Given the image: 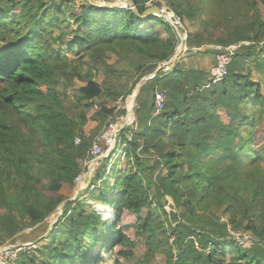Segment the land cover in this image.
Instances as JSON below:
<instances>
[{
  "label": "trees",
  "instance_id": "obj_1",
  "mask_svg": "<svg viewBox=\"0 0 264 264\" xmlns=\"http://www.w3.org/2000/svg\"><path fill=\"white\" fill-rule=\"evenodd\" d=\"M128 1L134 10L73 8L74 37L66 43L72 60L109 52L137 56L138 82L161 68L137 96L140 129L125 126L112 155L94 165L87 195L113 209L116 222L103 220L90 204L69 201L47 242L20 264H106L116 255L129 257L136 243L127 234L126 213L135 217L132 228L148 252L161 246L159 234L173 239V264H264V91L247 68L250 60L264 59V0H161L183 24H192L184 25L188 53L208 44L205 36L219 23L227 29L216 45L249 44L208 89L204 71L174 62L165 72L180 44L177 32L162 17L141 18L146 0ZM49 8L47 0H0V234L26 218L32 228L41 224L71 196L80 160L92 148L86 126L98 129L116 112L117 99L96 108L103 90L88 76L79 89L83 113H66L54 77L70 61L45 46L46 28H58ZM241 16L253 19L231 25ZM157 88L167 92L159 114ZM231 231H250L260 241L246 248Z\"/></svg>",
  "mask_w": 264,
  "mask_h": 264
},
{
  "label": "rangeland",
  "instance_id": "obj_2",
  "mask_svg": "<svg viewBox=\"0 0 264 264\" xmlns=\"http://www.w3.org/2000/svg\"><path fill=\"white\" fill-rule=\"evenodd\" d=\"M47 1L50 4V8L48 10L49 14L58 19V28L54 30L50 27L46 28L48 33L45 37V46L51 48L52 50H60L65 52L68 55V60L70 61L68 69L60 70L54 77L55 89L60 96L61 103L63 104L66 113L72 118H76L83 113L84 107L82 103L79 102V89L81 86L85 85L81 79L88 76L98 81L101 84L103 90V95L101 98L95 101L97 109L103 101L117 99L116 103H113L116 107L114 116L110 117L106 122H103L98 129L94 128L95 124L93 123H90L86 126L87 134L90 135L89 137H91L92 141L97 135H102L105 133L111 135L108 137V139L115 141V145H112L108 148V140H105L102 143V147L106 148V152L104 153L105 158L109 157L112 155L115 149L117 136L122 129L121 125L132 126L136 124L134 130L140 129L135 115L137 103L135 102L134 105H132L134 106L133 113L129 119L128 108L131 105L132 97L137 92L138 87L141 85V83L142 85L144 84L142 80L149 77L150 75H153L154 73L143 77L139 82L136 81L139 77L137 66L141 63V61L135 55H125L120 58L116 52H109L103 56L102 54H97L93 55V57H86L83 60H72L74 57L73 55L67 53L66 43L71 41L74 37V25L71 20V12L73 8L83 4H94L100 7L129 9L131 4L128 2V0ZM157 4H160V6ZM146 5L151 9L157 7L159 10L163 11V14L165 15V18L163 19H165L173 29L178 28L179 30H182L183 28H186L184 25H187V28L189 27V29L192 28V24L186 20L185 24H183L180 18L175 15L174 11L168 6L167 3L161 0H146ZM176 5L178 6L179 3H176ZM180 6L182 7V5ZM150 14L155 15L157 13ZM252 19L253 17L251 16H241L234 20L231 25H242L247 21H251ZM177 24H180L181 27L179 28ZM209 25L211 24L209 23ZM224 29L227 28L222 23H219L218 26H212V35L205 36V40L209 43L204 44L200 48L196 47L193 52L184 54L185 56L180 60V63L183 65L184 69H195L198 67L199 71L206 72L207 69L215 63L212 46L216 44L213 41L222 35V32L225 31ZM60 38L64 41V44L61 43ZM261 44H264V42ZM198 49L203 51L198 53ZM259 65H261L262 68L259 67ZM247 68L252 73L253 81L260 83L262 90L264 91V59L262 60L261 57L259 61H256V63L250 60L247 64ZM136 82L138 83L135 85ZM131 89L133 92L132 94L128 95ZM111 93H116L117 98L111 96ZM116 126H118V128ZM112 127L113 131L111 132L110 130ZM116 130H119V132L115 133ZM260 140L262 141L261 138ZM88 160L89 155L85 160H80L82 173L77 178L79 180L76 179L74 183L73 193L71 196L66 198L63 203L75 200L83 201L92 205V207H94L102 215L103 220H109L111 223H115L116 213L114 210L100 204L99 202H95L89 195H87V192L92 186L91 181L94 177L95 170L94 167L90 168L89 164L85 163ZM89 171L91 172L90 174H88ZM3 190L4 189L0 187V194ZM63 203L55 210L54 213H52L54 214L52 218L47 221L45 220L33 228L30 225L31 223L29 219L26 218L21 223L19 220L15 222L17 226L12 227L11 231H9V227L5 231L3 230L0 234V239L4 241L3 244L0 245V264H20L25 261L26 253H28L31 249H34L35 247L37 248L46 243L47 238L50 236V233L52 232L57 220L63 217ZM168 211L170 212L169 207ZM124 218L126 220L127 226L129 225L127 234L134 239L136 247L133 250V254L131 256L123 258L119 255H116L115 259H113L114 261L110 260L106 264H116L117 261H121V264H173L174 259H172L170 256V250L173 251V255L176 254V249L172 246L173 239H168L167 235L161 236V234H159L158 239L163 241L161 246L155 250L154 253L148 252L146 242L142 239V237L135 236V229L132 228V225L136 222L135 217L126 213ZM22 226L25 228L23 229ZM12 233L15 235H12ZM231 234L232 238L236 239L240 245H249V240H251L252 246L253 243L260 241L259 237L255 236L250 231H231ZM260 246L264 247V243L261 241Z\"/></svg>",
  "mask_w": 264,
  "mask_h": 264
},
{
  "label": "built area",
  "instance_id": "obj_3",
  "mask_svg": "<svg viewBox=\"0 0 264 264\" xmlns=\"http://www.w3.org/2000/svg\"><path fill=\"white\" fill-rule=\"evenodd\" d=\"M130 9H133V7L131 6ZM164 10V9H163ZM177 35L180 39V44L176 50L175 55L173 56V58L165 63L163 65L162 68L165 69V72L169 73L173 66H174V62H180V60L185 56L184 54L189 52V49L187 47V32L185 30V28H183L182 30H179L178 28H175ZM242 45H249L248 43H242V44H237V45H231L228 47H222V46H212V50L215 51V63L214 66L210 69V76L208 78V81L205 83L204 85V89H208L210 88L212 85L219 83L220 81H222L227 73H228V68L232 62L233 57L235 56L236 52L238 51V49L242 46ZM201 49H198V51H200ZM161 69V68H159ZM156 75H150L149 77H147V80H145L144 82L151 80L155 77ZM167 101V92L164 90H160V89H156L155 93H154V106H155V114H159L160 112H162V110L164 109L165 103ZM122 129L125 127L123 125H121ZM118 128V126H116ZM121 129V130H122ZM111 132L113 131V127L110 130ZM119 132V130H116L115 133ZM116 135V134H115ZM111 135H109L108 133L102 134V135H97L95 136L94 140H93V146L90 150L89 153V160L86 161V164H89V167L91 168L92 163L94 161H97L100 158H105L104 153L106 152V148L102 147V143L105 140H108V148L111 147L112 145H115V141H113L112 139H108V137H110ZM112 141V142H111ZM80 140L76 139V143H79ZM79 180V179H77ZM250 241L249 245H243L246 248H249L252 244V241ZM248 242V241H247Z\"/></svg>",
  "mask_w": 264,
  "mask_h": 264
},
{
  "label": "water",
  "instance_id": "obj_4",
  "mask_svg": "<svg viewBox=\"0 0 264 264\" xmlns=\"http://www.w3.org/2000/svg\"><path fill=\"white\" fill-rule=\"evenodd\" d=\"M128 2L131 4V6L133 7V10H134V9H135V6L133 5V3L130 2V1H128ZM155 7H156V6H155ZM150 13H157V14H155L156 16H159V17L165 18V15L163 14V11L159 10L157 7L154 8V9L149 8L148 10H146V11L144 12V14L141 16V18H146L147 16H150V15H151ZM166 19H167V18H166ZM177 25H178L179 28L181 27L180 24H177ZM159 70H160V69H158L153 75H156V74L158 73ZM145 80H147V78H144V79L142 80V82H144ZM141 87H142V83H141V85L138 87L137 92L133 95V105H134V103L137 101V96H138V94H139V92H140ZM132 113H133V112H132ZM128 114H130V113L128 112ZM103 159H104V158H100V159H98L97 161H94V162L92 163V166H91V167H94V165H95L97 162H99V161H101V160H103ZM90 170H91V169H90ZM90 173H91V172L89 171L88 174H90ZM68 202H69V201H68ZM66 203H67V202L63 203V207L65 206ZM53 216H54V214L50 215V216L46 219V221L49 220L50 218H52Z\"/></svg>",
  "mask_w": 264,
  "mask_h": 264
},
{
  "label": "crops",
  "instance_id": "obj_5",
  "mask_svg": "<svg viewBox=\"0 0 264 264\" xmlns=\"http://www.w3.org/2000/svg\"><path fill=\"white\" fill-rule=\"evenodd\" d=\"M213 56H214V53H213ZM214 61H215V57H214ZM213 65H214V64H213ZM213 65H212V66H213ZM212 66H211L210 68H208L207 71H206V73H205V79H207V80H208V78H209V76H210V69L212 68ZM195 69H196L197 71H199V70H198V67H196ZM138 95H139V94H138Z\"/></svg>",
  "mask_w": 264,
  "mask_h": 264
},
{
  "label": "bare ground",
  "instance_id": "obj_6",
  "mask_svg": "<svg viewBox=\"0 0 264 264\" xmlns=\"http://www.w3.org/2000/svg\"><path fill=\"white\" fill-rule=\"evenodd\" d=\"M133 97H132V100H131V105L129 106V117H128V119L132 116V112H133ZM112 142V141H111ZM81 181H82V179H81Z\"/></svg>",
  "mask_w": 264,
  "mask_h": 264
},
{
  "label": "clouds",
  "instance_id": "obj_7",
  "mask_svg": "<svg viewBox=\"0 0 264 264\" xmlns=\"http://www.w3.org/2000/svg\"><path fill=\"white\" fill-rule=\"evenodd\" d=\"M109 208V207H108Z\"/></svg>",
  "mask_w": 264,
  "mask_h": 264
}]
</instances>
